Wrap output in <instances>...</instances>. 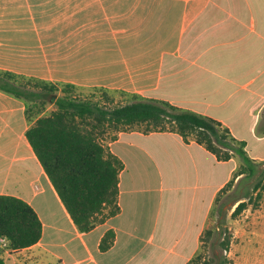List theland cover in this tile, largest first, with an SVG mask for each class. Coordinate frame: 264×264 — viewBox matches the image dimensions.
<instances>
[{
  "label": "crops",
  "instance_id": "obj_1",
  "mask_svg": "<svg viewBox=\"0 0 264 264\" xmlns=\"http://www.w3.org/2000/svg\"><path fill=\"white\" fill-rule=\"evenodd\" d=\"M0 71L168 102L264 160V0H0ZM54 108L0 89V194L42 222L40 240L4 250L5 264L191 261L237 156L219 160L171 130L114 132L104 141L124 164L120 211L81 231L26 136Z\"/></svg>",
  "mask_w": 264,
  "mask_h": 264
},
{
  "label": "trees",
  "instance_id": "obj_2",
  "mask_svg": "<svg viewBox=\"0 0 264 264\" xmlns=\"http://www.w3.org/2000/svg\"><path fill=\"white\" fill-rule=\"evenodd\" d=\"M0 89L28 102L54 104L55 108L38 118L26 136L81 231H90L120 211L119 182L124 164L104 141L115 138L114 133L108 136L112 131L147 123L146 132L175 131L185 140L193 138L204 145L219 160L239 156L242 164L237 177L254 175L257 170L256 160L248 154L244 141L236 139L214 119L165 101L132 95L125 104L107 107L91 97H79L78 87L73 84L57 85L1 71ZM247 198L246 193L237 199L234 213L246 207ZM41 236L42 222L34 208L19 197L0 194V239L6 242L2 246L0 241V264H5L1 256L4 250L29 247ZM229 241L228 237L221 244L227 247ZM113 242L114 232L109 231L100 248L105 251Z\"/></svg>",
  "mask_w": 264,
  "mask_h": 264
},
{
  "label": "rangeland",
  "instance_id": "obj_3",
  "mask_svg": "<svg viewBox=\"0 0 264 264\" xmlns=\"http://www.w3.org/2000/svg\"><path fill=\"white\" fill-rule=\"evenodd\" d=\"M76 94L81 98L91 97L107 107L130 101V97L106 94L98 89H78ZM135 128L146 131L148 126L147 123H141L128 129ZM249 150L253 149L250 147ZM237 158L239 164L234 177L220 191L210 214L209 225L204 230L201 246L187 264H264V160H256L257 170L254 175L245 173L237 177L242 164L239 156ZM246 193V207L234 213L239 203L237 199ZM228 237L229 245L224 247L221 242Z\"/></svg>",
  "mask_w": 264,
  "mask_h": 264
},
{
  "label": "built area",
  "instance_id": "obj_4",
  "mask_svg": "<svg viewBox=\"0 0 264 264\" xmlns=\"http://www.w3.org/2000/svg\"><path fill=\"white\" fill-rule=\"evenodd\" d=\"M3 246H6V242L3 239H0Z\"/></svg>",
  "mask_w": 264,
  "mask_h": 264
}]
</instances>
